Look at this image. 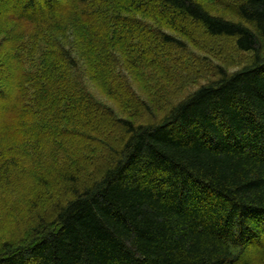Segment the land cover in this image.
I'll use <instances>...</instances> for the list:
<instances>
[{
    "label": "trees",
    "instance_id": "1",
    "mask_svg": "<svg viewBox=\"0 0 264 264\" xmlns=\"http://www.w3.org/2000/svg\"><path fill=\"white\" fill-rule=\"evenodd\" d=\"M209 1L236 20L198 0H0V169L75 140L97 154L74 160L69 150L45 163L38 183L51 180L65 200L43 207L46 195L29 198L32 224L0 246V264H264V0ZM72 29L96 53L90 81L119 98L123 115L86 82L67 84L78 63L61 45L67 36H57ZM223 40L249 63L229 71L184 59ZM102 44L124 52L133 68L139 62L141 75L157 70L176 85L142 98L125 75L109 77L116 62L98 54ZM206 72L209 81L168 100ZM166 92L170 109L158 118L151 108ZM140 115L152 118L136 124Z\"/></svg>",
    "mask_w": 264,
    "mask_h": 264
},
{
    "label": "rangeland",
    "instance_id": "2",
    "mask_svg": "<svg viewBox=\"0 0 264 264\" xmlns=\"http://www.w3.org/2000/svg\"><path fill=\"white\" fill-rule=\"evenodd\" d=\"M200 1L204 6L212 7V11L214 13H218L222 15L224 18L229 20H236L235 15L232 12H226L223 10H220L219 8H213L212 3L209 0H198ZM230 5H236L242 0H227ZM93 9V7L91 8ZM89 12V10H87ZM78 26V25H77ZM163 32L175 35L172 31H169L168 29H161ZM10 31V30H9ZM7 31V32H9ZM3 33V35H8V33ZM95 32L103 34V31H101L98 27H96ZM111 35V31H110ZM64 42L61 43L63 46H70L71 48V54L75 56L76 63L78 65L76 66V69H72V74L70 76L71 79L70 82H67L69 86L77 85V84H87V89L92 95L98 99H100L103 103L109 104L111 107L114 108L115 114L117 115H123L125 113L124 111L119 108V106L115 105L113 101L118 100L119 98L114 97L111 94H107L103 87H100L101 83L94 84L90 81V79H94L91 74H87L90 70L95 73L94 67L88 66V62L90 59H93V54H96L92 52L88 47V39L85 36L81 37L76 29H72L69 32V35H63L59 34L57 37L59 38H66ZM8 37V36H7ZM102 39L101 37H99ZM158 39L151 38L149 40L151 47L153 49L159 51L161 55L165 54L164 46L160 41H157ZM107 41V40H106ZM67 42V43H66ZM103 45V44H102ZM95 47V46H94ZM68 48V47H67ZM96 48H94L95 50ZM236 48L233 46L232 41L230 40H223L219 42V46L216 51H209L207 47H204L202 51L198 49H190L188 53L185 54L184 59H187V61H195L199 60V58H203V61L201 63L207 64L208 67H213L214 65H220L222 67L228 68L229 71H236L238 69H241L242 66L246 63H249V54H239L235 50ZM93 50V51H94ZM99 55L103 56H109L115 60L116 63L113 64L112 72L109 77L117 78L118 76H126L127 79L130 81L129 84L132 85L138 93H140L141 97L144 99H147L149 95L154 94L156 92L155 87L157 85H165L166 88L168 86V90L173 89V87L176 85L174 84L173 87L167 85L168 82L162 80L159 77H162V74L158 72L157 70H151L146 69L141 75L139 73V70L137 69L140 67L139 62L137 63L136 67L133 68L129 65V59L127 56L124 55V52L120 51L117 47H112L111 44H106L105 46L98 50ZM218 50H224L225 54L221 55ZM262 54H264V44L263 49L261 50ZM171 53L173 55L172 59L173 62L177 61L176 51L167 49V54ZM235 55L238 59L237 63L236 60H232V56ZM207 76H204L202 78H191L194 81H197L194 84H188L184 85L183 89L181 91L176 92L175 95H170L168 98L171 102L178 101L181 96H185L189 94L190 92L194 91L199 85H201L203 82L209 81V79L212 78V73L206 72ZM148 76L145 77V76ZM108 76L105 77L103 80L109 78ZM206 77V78H205ZM159 79L158 82L157 80ZM109 81H111L109 79ZM117 81V80H116ZM118 82V81H117ZM140 88V92H139ZM122 94L125 93V88L122 86ZM119 91H121L119 89ZM176 96V97H175ZM161 97V95H159ZM178 97V99H176ZM158 103L161 104L160 107L154 106L152 109L153 113H155V116L157 115L158 118H161L165 113L168 112L170 109V106H167V92L166 97L164 98L163 103L157 99ZM116 102V101H115ZM118 106V107H117ZM123 112V113H122ZM152 118V117H151ZM149 116H133L132 119H134L135 123H147L151 119ZM117 134V131H115V135ZM107 136H113L114 132H107ZM106 138L100 139V141L104 142ZM70 143V148L66 149L62 152H54L51 155L44 154L39 155L35 160L31 161L30 158H26L27 156H24V158L21 160V163L18 167L14 168V170H10L9 168L5 169L2 167L0 169V246L3 243L6 242H15L21 239L28 231L30 225L32 222H28L29 219V212L26 207V203L29 198L32 196H41L44 197L46 195L47 200L46 203L43 205V207H48L49 205H52V203H55L58 201H64L65 197L63 196V193H59L57 186L52 183L50 180L49 185L44 187V185L38 183V176L39 173L44 174V171H47L48 168L46 167L45 163H50L53 161H56L58 157L61 156V154L67 153V151H71L73 154H75L71 159L77 160L76 158L78 156H81L82 159L85 161L88 158H95L97 154L92 152H87V146L86 142L84 140H75ZM47 150V149H46ZM77 151V152H76ZM78 152H81L79 155H77ZM70 154V153H69ZM71 155V154H70ZM46 158V159H45ZM41 160H43L42 166H38L37 163H39ZM31 163H30V162ZM33 167V171L30 169V167ZM1 167V165H0ZM6 173V175H4ZM86 173L92 174V170H88ZM51 191V192H50ZM55 191V192H54ZM49 192V193H48Z\"/></svg>",
    "mask_w": 264,
    "mask_h": 264
}]
</instances>
